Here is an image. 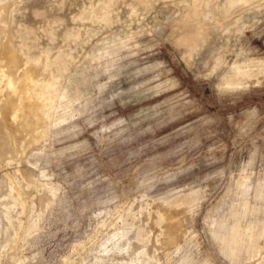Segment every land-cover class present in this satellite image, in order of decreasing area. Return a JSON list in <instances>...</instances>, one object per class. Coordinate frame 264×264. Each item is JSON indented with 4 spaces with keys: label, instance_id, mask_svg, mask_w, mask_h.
Returning <instances> with one entry per match:
<instances>
[{
    "label": "rangeland",
    "instance_id": "1",
    "mask_svg": "<svg viewBox=\"0 0 264 264\" xmlns=\"http://www.w3.org/2000/svg\"><path fill=\"white\" fill-rule=\"evenodd\" d=\"M13 52L0 264H264V0H0V84Z\"/></svg>",
    "mask_w": 264,
    "mask_h": 264
},
{
    "label": "bare ground",
    "instance_id": "2",
    "mask_svg": "<svg viewBox=\"0 0 264 264\" xmlns=\"http://www.w3.org/2000/svg\"><path fill=\"white\" fill-rule=\"evenodd\" d=\"M242 4L243 3L239 2V3L235 4L234 6L236 8L238 6H241ZM9 58H10V61H11L12 65L10 66L9 70H5L1 74V76L3 78V82L0 84V93L4 89H6L7 90V98L8 99L5 101V103L7 105H9V106L12 105L13 114H12V117H11L10 121L7 123L11 128H10V130L6 129L7 130L6 141L8 143L10 142L11 144H13V142L16 141V138L18 136L17 132L19 133L21 131H25L30 126H32V123H30L31 120H33L35 118L37 120H39V121L43 120L42 117H41V113H40V110H41V107H42L41 100H40V98L42 96V88H41V85L38 84L34 80V77L30 74V72L28 70L23 71L21 74H17L16 73V75H15L14 73L17 70H16V68H14V66H15V64H17V61L19 60L18 55L15 52H13V53H10ZM11 95H14L16 97V102L12 103V100L10 99ZM0 104H1V100H0ZM20 117H23V119L20 118ZM34 122H35V120H34ZM32 131L33 130L31 128V132ZM45 132L46 131L44 129L38 130V133H37L38 137H41V138L44 137L45 136ZM23 143L21 145H22V149L24 150V146L25 145ZM10 188L15 190V189H17V186L14 183L11 182L10 183ZM16 202L19 205H21V206L24 205L23 198H22L21 195H17L16 196ZM172 202L174 203V206L179 203L178 200H173ZM161 209L157 210L156 213H155L156 222L158 224L166 223V222L167 223L169 222L170 224H174V221H175L174 217L175 216L173 217L172 216L173 214L171 213L172 215L171 214L170 215L172 217H169L167 215L168 211L161 210ZM164 233L169 237L170 241H172L173 237H171V235L168 232H164Z\"/></svg>",
    "mask_w": 264,
    "mask_h": 264
}]
</instances>
